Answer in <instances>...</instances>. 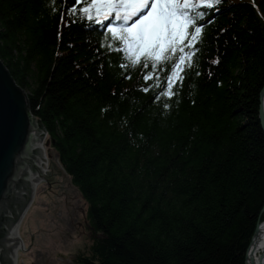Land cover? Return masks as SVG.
<instances>
[{"label":"trees","instance_id":"16d2710c","mask_svg":"<svg viewBox=\"0 0 264 264\" xmlns=\"http://www.w3.org/2000/svg\"><path fill=\"white\" fill-rule=\"evenodd\" d=\"M74 4L0 0V60L86 203L77 264H244L264 202V0L200 9L198 64L171 99L164 71L122 69Z\"/></svg>","mask_w":264,"mask_h":264},{"label":"snow or ice","instance_id":"6c2138e0","mask_svg":"<svg viewBox=\"0 0 264 264\" xmlns=\"http://www.w3.org/2000/svg\"><path fill=\"white\" fill-rule=\"evenodd\" d=\"M220 3L221 0H75L66 13L97 25L114 17L120 23L117 26L109 23L107 29L111 39L119 41V46L113 48L109 44L108 51L123 54L122 59L127 63L120 65L122 69H135L143 63L144 68L150 65L153 71L158 68L164 71L167 90L158 83L156 86L161 92L156 98L162 95L171 99L178 94L188 71L198 64L205 37L203 21L207 16L200 9H213ZM81 4L86 6L78 8ZM101 47L105 45L101 43ZM151 78V72L142 77Z\"/></svg>","mask_w":264,"mask_h":264},{"label":"water","instance_id":"95a60500","mask_svg":"<svg viewBox=\"0 0 264 264\" xmlns=\"http://www.w3.org/2000/svg\"><path fill=\"white\" fill-rule=\"evenodd\" d=\"M263 100L264 84L259 92L257 114L264 137ZM43 134L30 114L25 92L0 60V264H12L11 250L17 242L14 227L32 199L30 179H35V173H42L45 182H49L45 170L38 169L35 139H41ZM260 212L262 220L256 223L244 264L248 249L264 224V202ZM258 264H264V251Z\"/></svg>","mask_w":264,"mask_h":264},{"label":"rangeland","instance_id":"374dc122","mask_svg":"<svg viewBox=\"0 0 264 264\" xmlns=\"http://www.w3.org/2000/svg\"><path fill=\"white\" fill-rule=\"evenodd\" d=\"M47 137L49 182L43 177L22 222L19 232L25 246L16 264H77L76 256L88 253L92 241L86 203L59 165Z\"/></svg>","mask_w":264,"mask_h":264},{"label":"bare ground","instance_id":"6f19581e","mask_svg":"<svg viewBox=\"0 0 264 264\" xmlns=\"http://www.w3.org/2000/svg\"><path fill=\"white\" fill-rule=\"evenodd\" d=\"M263 105H264V100H263ZM264 114V111H263ZM46 132H44L43 136L41 139H35L36 141V151H37V161H38V169H44L46 168V160L48 161L46 157V150H45V141H46ZM48 138V137H47ZM47 142V141H46ZM46 172V170H45ZM43 179V174L42 173H35V179H30L29 185H30V197L31 202L29 206L23 211V213L20 216L19 221L14 227L15 231V236H16V244L11 250V256H12V263L16 264L18 262V256L20 255V250L22 247L25 246L24 241L21 239L20 236V227L22 225V222L28 213V210L32 204L36 189L38 185L40 184L41 180ZM259 234L256 236L252 244L250 245L248 249V258H247V264H258L261 254L264 251V224L260 227L259 229ZM250 257L253 259L250 261Z\"/></svg>","mask_w":264,"mask_h":264}]
</instances>
